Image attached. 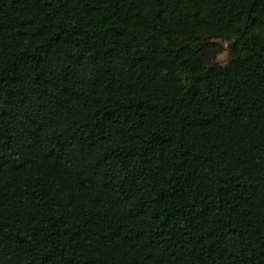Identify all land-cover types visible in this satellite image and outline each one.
<instances>
[{
	"label": "trees",
	"instance_id": "obj_1",
	"mask_svg": "<svg viewBox=\"0 0 264 264\" xmlns=\"http://www.w3.org/2000/svg\"><path fill=\"white\" fill-rule=\"evenodd\" d=\"M0 264H264V0H0Z\"/></svg>",
	"mask_w": 264,
	"mask_h": 264
},
{
	"label": "rangeland",
	"instance_id": "obj_2",
	"mask_svg": "<svg viewBox=\"0 0 264 264\" xmlns=\"http://www.w3.org/2000/svg\"><path fill=\"white\" fill-rule=\"evenodd\" d=\"M223 44H224L223 45L224 49H222V51L219 52L217 57H216L217 61H219V62H225L227 60V58H228V51L226 49L227 43L224 42Z\"/></svg>",
	"mask_w": 264,
	"mask_h": 264
}]
</instances>
